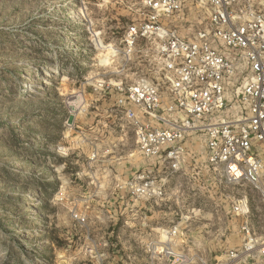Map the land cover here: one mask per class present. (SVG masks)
Returning <instances> with one entry per match:
<instances>
[{
    "label": "rangeland",
    "instance_id": "obj_1",
    "mask_svg": "<svg viewBox=\"0 0 264 264\" xmlns=\"http://www.w3.org/2000/svg\"><path fill=\"white\" fill-rule=\"evenodd\" d=\"M141 1L0 0V264H148L137 240L174 212L186 241L156 264H264L229 258L243 220L264 235V195L224 185L200 142L165 203L127 194L153 162L115 84L160 75L153 40L123 51ZM244 194L246 217L231 212Z\"/></svg>",
    "mask_w": 264,
    "mask_h": 264
},
{
    "label": "built area",
    "instance_id": "obj_2",
    "mask_svg": "<svg viewBox=\"0 0 264 264\" xmlns=\"http://www.w3.org/2000/svg\"><path fill=\"white\" fill-rule=\"evenodd\" d=\"M139 39L153 40L160 75L115 84L131 105L123 115L137 150L153 162L126 182L127 194L165 203L168 182L188 177L200 142L224 185L264 195V0H142L123 51ZM231 212L248 216L247 194L233 200ZM174 216L137 240L148 264L176 260L172 245L186 238ZM240 231L242 245L229 258L264 262V235L256 237L247 219Z\"/></svg>",
    "mask_w": 264,
    "mask_h": 264
},
{
    "label": "bare ground",
    "instance_id": "obj_3",
    "mask_svg": "<svg viewBox=\"0 0 264 264\" xmlns=\"http://www.w3.org/2000/svg\"><path fill=\"white\" fill-rule=\"evenodd\" d=\"M99 48H102L104 50H109L108 47H106L105 45H102L101 47ZM79 99V98H78ZM74 102V101H73ZM72 103V102H71ZM77 104V103H76ZM174 256H177V254L174 253ZM179 256V255H178Z\"/></svg>",
    "mask_w": 264,
    "mask_h": 264
}]
</instances>
